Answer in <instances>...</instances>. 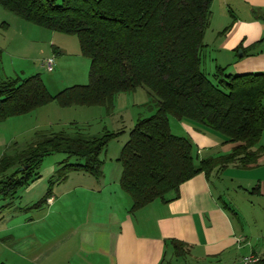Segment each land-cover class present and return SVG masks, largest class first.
I'll list each match as a JSON object with an SVG mask.
<instances>
[{
    "label": "trees",
    "instance_id": "1",
    "mask_svg": "<svg viewBox=\"0 0 264 264\" xmlns=\"http://www.w3.org/2000/svg\"><path fill=\"white\" fill-rule=\"evenodd\" d=\"M213 1L0 0L29 23L77 35L82 54L91 59L89 82L56 94L40 74L0 75V121L53 101L62 107L104 105L110 111L117 94L147 88L157 109L137 119L117 158L122 165L120 186L132 199L131 212L178 198L181 185L200 173L210 178L229 165L249 168L264 154V74L232 73L219 64L213 72L203 69ZM1 60L0 53V68ZM170 115L238 145L228 153L199 158L189 135L173 133ZM121 132L104 129L93 134L88 125L72 123L69 131L38 130L25 144L13 142L0 157V194L15 199L19 187L41 177L45 157L54 153L67 157L50 178L45 196L28 209L46 203L55 177L65 180L70 172L82 171L100 180L101 154ZM170 242L177 257L189 250L181 240Z\"/></svg>",
    "mask_w": 264,
    "mask_h": 264
},
{
    "label": "crops",
    "instance_id": "2",
    "mask_svg": "<svg viewBox=\"0 0 264 264\" xmlns=\"http://www.w3.org/2000/svg\"><path fill=\"white\" fill-rule=\"evenodd\" d=\"M216 2L224 29L231 17L233 21L219 42L223 60L215 57L214 64L230 66L232 73L264 74V0H214L213 6ZM177 128L193 139L199 158L228 153L238 145L190 120H181ZM260 144L264 147V133ZM46 170L47 176L54 175L57 165ZM114 171H104L102 181L74 176L86 172H70L67 181L71 178L86 184L77 186L78 197L55 209L64 195L75 191L70 189L60 196L53 193L42 205L47 209H21L18 225L8 234L7 250L12 257L3 262L241 264L244 256L255 253L264 263V154L249 168L229 165L210 178L200 173L181 185L178 198L154 201L135 212L130 211L131 197L120 186L122 165ZM228 188L249 195L247 199L256 209L252 217L234 207L226 194ZM80 196L89 199L77 209L74 200ZM172 239L189 245L184 256H175Z\"/></svg>",
    "mask_w": 264,
    "mask_h": 264
},
{
    "label": "rangeland",
    "instance_id": "3",
    "mask_svg": "<svg viewBox=\"0 0 264 264\" xmlns=\"http://www.w3.org/2000/svg\"><path fill=\"white\" fill-rule=\"evenodd\" d=\"M221 20V10L216 2L214 6L212 4L211 23L205 35V43L208 44V48L203 69L208 73L209 70L213 72L215 69L213 61L215 57H218L221 62L223 60V51L218 50L223 35L222 31L225 27L220 23ZM232 21L233 17H231L229 25ZM0 53L2 58L0 75L26 78L34 74H40L52 94L75 84L89 82L91 59L82 54L77 35L55 32L29 23L1 5ZM48 58L54 59L53 70L48 69ZM232 70L233 68L229 66L228 71L231 72ZM113 104L112 109L108 111L104 105L62 107L53 101L30 113L11 116L2 120L0 121V157L13 142L25 144L35 137L38 130L69 131L72 123H78L88 125L90 132L93 134L100 133L104 129L122 131L118 137L110 141L107 150L101 154V158L104 160L103 172L106 171V174H108L109 170L114 173L115 168L121 165L117 158L137 119L151 115L157 108L150 101L148 89L145 87H140L134 92L117 94ZM180 122L181 120L170 115L173 133L178 135L183 133L180 128L177 130ZM66 157L67 155L64 153H54L46 156L40 169L42 181L31 189H29V186L32 183L28 186L19 187L15 199L11 200L9 196L0 194V261H6L4 259L12 257L11 252L7 250V243L10 241L8 234L14 231L19 223L21 217L19 211L30 208L45 196L50 184L49 180L53 176H47L46 169L56 164L58 170L59 163ZM76 160V157H71V161L75 162ZM74 176H87L97 180L86 173L78 172ZM104 176L97 181H102ZM108 176L110 177V174ZM67 179L64 181L62 179L58 180L57 177L54 178L55 181L52 187L54 194L60 196L63 191L75 189L73 193L64 195V199H60L54 207L55 209H61L63 201H72L73 198L79 196H77L78 185H86L82 181L71 178L67 181ZM226 194L229 198L232 197L234 207L243 212L245 211L250 217L255 214V207H252L249 203L250 200L247 199L249 195L236 194L232 188H228ZM84 199L88 200L89 198L80 196V198L74 200L77 209L84 207ZM47 207V205L42 206L46 209ZM176 262L174 261V263Z\"/></svg>",
    "mask_w": 264,
    "mask_h": 264
},
{
    "label": "built area",
    "instance_id": "4",
    "mask_svg": "<svg viewBox=\"0 0 264 264\" xmlns=\"http://www.w3.org/2000/svg\"><path fill=\"white\" fill-rule=\"evenodd\" d=\"M48 69H54V59L48 58L47 60ZM241 264H264L262 263V259L258 254L250 253L243 257Z\"/></svg>",
    "mask_w": 264,
    "mask_h": 264
}]
</instances>
